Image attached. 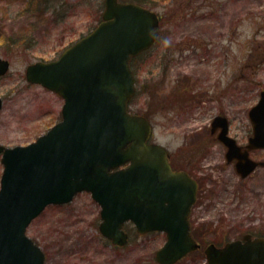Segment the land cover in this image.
I'll list each match as a JSON object with an SVG mask.
<instances>
[{
    "label": "rangeland",
    "instance_id": "obj_1",
    "mask_svg": "<svg viewBox=\"0 0 264 264\" xmlns=\"http://www.w3.org/2000/svg\"><path fill=\"white\" fill-rule=\"evenodd\" d=\"M41 1L34 11L24 9L27 0H0V56L10 61L0 77V144L6 146L33 141L61 118L63 99L28 83L26 66L57 57L97 25L104 9V0ZM146 1L160 15V38L131 64L136 93L129 109L147 114L151 141L168 149L175 166L186 168L205 149L214 154L201 160L204 204L190 218L202 247L175 263L208 264L207 243L264 235V166L241 178L208 134L211 119L223 112L239 141L251 132L247 112L264 88V0ZM253 156L264 160V149ZM99 210L82 191L34 218L27 234L44 251V264H158L163 233L127 227L129 242L114 247L99 231Z\"/></svg>",
    "mask_w": 264,
    "mask_h": 264
},
{
    "label": "water",
    "instance_id": "obj_2",
    "mask_svg": "<svg viewBox=\"0 0 264 264\" xmlns=\"http://www.w3.org/2000/svg\"><path fill=\"white\" fill-rule=\"evenodd\" d=\"M104 5L91 32L58 58L26 67V80L57 92L64 103L61 120L34 141L0 144V264H43L28 224L47 204L69 202L83 190L100 205L99 230L112 244H126L123 225L131 221L139 233H165L155 251L159 264H173L200 246L188 220L196 181L172 170L166 148L148 142L149 121L127 110L135 92L129 60L157 38L158 16L133 2ZM8 68L0 57V76ZM248 116L252 135L244 151L226 136L227 124L218 136L242 176L264 163L248 157L249 149L264 148V89ZM204 253L208 264H264V237L246 233L221 246L210 243Z\"/></svg>",
    "mask_w": 264,
    "mask_h": 264
},
{
    "label": "flooded vegetation",
    "instance_id": "obj_3",
    "mask_svg": "<svg viewBox=\"0 0 264 264\" xmlns=\"http://www.w3.org/2000/svg\"><path fill=\"white\" fill-rule=\"evenodd\" d=\"M238 76H239V74H238ZM235 89H237V86L235 87ZM173 91V90H172ZM235 93H236V91H235ZM232 94V93H230L229 94V96H228V99H231V101H233V99H235L234 97H236V94ZM231 104V103H230ZM216 115H222V116H224V117H226L227 118V122H228V134L231 136V137H233V138H235V140H236V142H237V144H239V145H241V147H242V150H244L245 149V147H246V144H247V141H248V138H249V135L250 134H248L247 136H246V139L243 141V142H241V141H239L235 136H233V134H232V132H231V129H230V125H231V120L229 119V117H228V115H227V113H222V114H216ZM216 115H214V117L211 119V121H210V126H209V128H208V131H209V138H210V142H212L213 140H215L216 141V144H220L221 146H222V150H221V155L224 157V162H225V164L227 165V166H232V168H233V170H234V172L235 173H237V171H236V160L235 159H228V157L226 156V151H227V146L225 145V143H223V142H221V141H219L218 139H217V134H218V132L220 131V127H217V126H219V124H221V122L222 121H215V125H216V127H213L212 125H213V121H214V119H215V117H216ZM209 142V143H210ZM212 147V146H211ZM204 149V148H203ZM256 150H263V149H254V150H250L249 151V156L252 158V159H254V160H261V159H258V158H256L255 156H253V152L254 151H256ZM194 155V154H193ZM214 154H212L211 152H209V150L208 149H205L204 151H201L200 152V156L199 157H196V156H192V159H191V161L189 162V164H188V166L186 167V168H184L185 169V171H187V173H189V175H191L193 178H195L196 179V181H197V184H198V189H197V194H196V200H195V203H194V205H193V207H192V210H191V213H190V218L191 217H193V216H195V210H196V208L197 207H200V206H202L203 204H204V202H203V200L201 199L202 198V184H201V179L200 178H198V175H197V173L199 172H201L202 173V171H201V168H200V166L202 165L201 164V160H203V159H205V158H207L208 156H210V157H212ZM264 161V160H263ZM199 164V165H198ZM173 166H175L174 164H172ZM262 166H264V165H262ZM176 167V166H175ZM178 167V166H177ZM176 167V168H177ZM175 168V169H176ZM204 174H206L205 172H204ZM238 174V173H237ZM206 180H209L208 179V177L206 176ZM194 232V231H193ZM252 233V232H251ZM254 236H264V235H262V234H255V233H252ZM243 235V234H242ZM242 235L240 236V237H236V239L237 238H241L242 237ZM197 241L198 242H200L198 239H197ZM210 243V242H209ZM215 243V242H214ZM217 244V243H216ZM200 245L202 246V244H201V242H200ZM219 245V244H218Z\"/></svg>",
    "mask_w": 264,
    "mask_h": 264
},
{
    "label": "trees",
    "instance_id": "obj_4",
    "mask_svg": "<svg viewBox=\"0 0 264 264\" xmlns=\"http://www.w3.org/2000/svg\"><path fill=\"white\" fill-rule=\"evenodd\" d=\"M127 1H135L141 4L144 2H148L146 0H127ZM41 3H42L41 0H27L26 4L24 5V9H33L34 11L41 10L42 9Z\"/></svg>",
    "mask_w": 264,
    "mask_h": 264
}]
</instances>
